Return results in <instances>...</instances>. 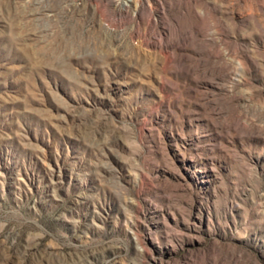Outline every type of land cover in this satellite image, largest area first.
<instances>
[{
    "label": "rangeland",
    "instance_id": "rangeland-1",
    "mask_svg": "<svg viewBox=\"0 0 264 264\" xmlns=\"http://www.w3.org/2000/svg\"><path fill=\"white\" fill-rule=\"evenodd\" d=\"M0 264H264V0H0Z\"/></svg>",
    "mask_w": 264,
    "mask_h": 264
}]
</instances>
